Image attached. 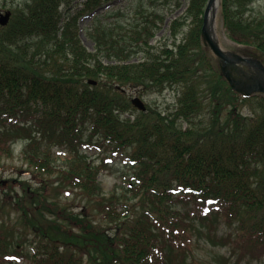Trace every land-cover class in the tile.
Listing matches in <instances>:
<instances>
[{"label": "trees", "instance_id": "obj_1", "mask_svg": "<svg viewBox=\"0 0 264 264\" xmlns=\"http://www.w3.org/2000/svg\"><path fill=\"white\" fill-rule=\"evenodd\" d=\"M74 1L27 0L0 26V169L21 143L32 179L0 182V264H193L201 242L226 250L211 264L260 262L264 96L232 90L204 46L207 0H186L169 25L173 41L158 46L164 14L154 6L137 4L131 18L107 8L86 31L92 52L78 21L110 0L70 12ZM254 2L220 0L219 16L238 51L264 65V13L252 12ZM129 88H170L176 102L139 112ZM104 146L132 163L131 197L104 193V163L83 153ZM56 151L68 158L58 164Z\"/></svg>", "mask_w": 264, "mask_h": 264}, {"label": "rangeland", "instance_id": "obj_2", "mask_svg": "<svg viewBox=\"0 0 264 264\" xmlns=\"http://www.w3.org/2000/svg\"><path fill=\"white\" fill-rule=\"evenodd\" d=\"M24 1L26 0H0V10L14 9L18 6H21ZM175 1L177 0H168V3H165L164 0H110L109 3L105 4L101 8L99 13L106 10L107 8H110L109 10L116 8L123 13L128 14V17L131 18L133 12L136 11L137 4L139 8L141 6L147 8L146 6L148 4L152 5L154 8H150L151 11L155 10L164 14V21L160 25V30L156 32L154 39H152L151 44H155L156 46L163 44L170 45L173 39L170 36L169 25L172 20L183 15L188 6L186 0H178L180 2V7L173 9L172 4ZM81 2L82 0H79L77 4L73 2L71 4L72 11L78 9L81 6ZM169 7H172L170 8L172 10H170ZM251 8L253 13H264V0H255ZM95 15H98V13ZM91 20L92 19L90 15H86L83 16L78 22L81 42L83 46L90 52L94 51V44L92 41L86 38V31L91 24ZM190 21V19L187 20L186 24L190 23ZM214 35L223 51L241 54L238 49L242 48V46L231 42L226 37L219 13H217L215 18ZM180 38L181 35H178L177 40ZM135 60L136 59L134 58L133 62H136ZM126 91L130 97L138 96L152 109H158L161 111L167 110L168 107H174L176 102V92L170 88H166L162 93L144 96L139 95V89L129 88ZM242 111L246 114L249 113V109L246 107L242 108ZM20 151L21 145L18 144L16 145L14 158L4 162L2 168L0 169V182H6L9 179L16 181L27 180L32 182L31 175L29 174V171H27V165L19 160ZM83 153L86 155L89 161L94 162L96 165L104 163V168L98 174V181L104 193L108 195L112 191L116 190L117 193L121 195H126L128 197L132 196L130 188L132 186L131 180L133 179V165L126 155L123 153L114 155L109 152L105 146L101 148L87 147L84 149ZM66 158H68V155L64 152H55V160L58 164L62 163ZM73 197H75L74 192L63 193L60 200L63 202L71 201ZM75 203H78L77 199L75 200ZM216 226H221V224L218 223ZM222 229L223 227L221 226L219 231L221 232ZM220 235H225V233H220ZM201 243L202 244H200L199 247H195L196 245L194 246L195 255L193 264H209L211 258L215 254L226 252V250L220 246H211L208 243ZM254 264H264V258L260 262Z\"/></svg>", "mask_w": 264, "mask_h": 264}, {"label": "water", "instance_id": "obj_3", "mask_svg": "<svg viewBox=\"0 0 264 264\" xmlns=\"http://www.w3.org/2000/svg\"><path fill=\"white\" fill-rule=\"evenodd\" d=\"M215 0H208L204 11V24L202 35L204 43L210 48L212 53L219 59L220 70L229 86L244 96L251 94L264 95V66L259 60L240 56L234 53H225L217 42L209 37L206 20L210 12L212 3ZM10 17V13L0 15V24L5 25ZM244 68L247 70L245 71ZM232 72H235V77ZM89 83H92L91 81ZM94 84V83H93ZM132 104L140 110H145V106L139 98H134Z\"/></svg>", "mask_w": 264, "mask_h": 264}, {"label": "bare ground", "instance_id": "obj_4", "mask_svg": "<svg viewBox=\"0 0 264 264\" xmlns=\"http://www.w3.org/2000/svg\"><path fill=\"white\" fill-rule=\"evenodd\" d=\"M218 12V0H215L212 3V6L210 8V12L208 14L207 17V21H206V28L209 34V37L216 41L215 35H214V26H215V18Z\"/></svg>", "mask_w": 264, "mask_h": 264}, {"label": "flooded vegetation", "instance_id": "obj_5", "mask_svg": "<svg viewBox=\"0 0 264 264\" xmlns=\"http://www.w3.org/2000/svg\"><path fill=\"white\" fill-rule=\"evenodd\" d=\"M232 74L236 77L237 76V74L235 73V72H232Z\"/></svg>", "mask_w": 264, "mask_h": 264}]
</instances>
